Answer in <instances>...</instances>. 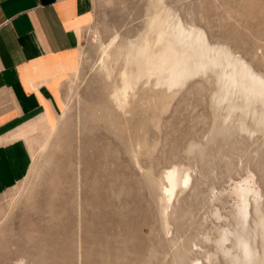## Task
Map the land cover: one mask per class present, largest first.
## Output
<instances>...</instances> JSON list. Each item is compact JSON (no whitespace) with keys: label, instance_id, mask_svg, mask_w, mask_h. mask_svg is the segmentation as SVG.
Masks as SVG:
<instances>
[{"label":"rangeland","instance_id":"374dc122","mask_svg":"<svg viewBox=\"0 0 264 264\" xmlns=\"http://www.w3.org/2000/svg\"><path fill=\"white\" fill-rule=\"evenodd\" d=\"M163 1L264 74V0ZM156 3L92 0L78 61L55 92L58 114L48 111L52 129L24 135L28 172L0 194V264L233 263L213 239L236 226V182L254 177L264 206V132L242 129L239 110L225 119L212 72L176 88L153 75L125 105L113 99L122 62L109 54L145 28ZM173 164L191 180L168 205L163 176Z\"/></svg>","mask_w":264,"mask_h":264},{"label":"bare ground","instance_id":"6f19581e","mask_svg":"<svg viewBox=\"0 0 264 264\" xmlns=\"http://www.w3.org/2000/svg\"><path fill=\"white\" fill-rule=\"evenodd\" d=\"M156 1L154 11L144 23L145 28L135 38L127 40L125 45L122 44L124 47L117 45L114 54L108 53L114 61L122 62L118 68L119 82H115L117 85L113 89L114 101L118 105H125L137 84L153 75H163L159 81L167 88H176L190 75L212 72L219 86L216 102L226 105L225 119H230V115L239 110L238 124L242 129L264 132V74L255 70L227 45L211 42L202 28L185 23L175 11L164 5L163 0ZM141 52L146 53V62L136 64L135 56ZM247 117L252 119L254 127L249 128L252 122L246 125ZM38 127L45 128L47 134L52 129L45 116L38 117L25 134L33 133ZM189 171L184 165L173 164L164 172L162 192L168 205H173L189 184ZM253 178L247 176L238 180L233 187L238 198L233 216L236 226H232L233 230H221L216 240L213 239L220 251L229 256L232 264H264V206H260L262 195L255 187ZM230 234L234 236H231V246L226 244L231 239ZM210 255L207 257L209 261L212 260ZM20 264L25 262L22 260Z\"/></svg>","mask_w":264,"mask_h":264},{"label":"crops","instance_id":"0c3cea01","mask_svg":"<svg viewBox=\"0 0 264 264\" xmlns=\"http://www.w3.org/2000/svg\"><path fill=\"white\" fill-rule=\"evenodd\" d=\"M92 0H0V194L30 166L29 126L58 114L55 92L75 68Z\"/></svg>","mask_w":264,"mask_h":264}]
</instances>
